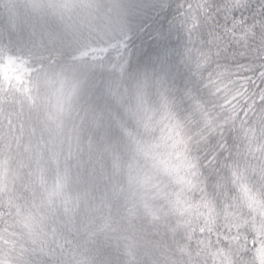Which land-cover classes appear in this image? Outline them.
<instances>
[{
    "label": "trees",
    "instance_id": "trees-1",
    "mask_svg": "<svg viewBox=\"0 0 264 264\" xmlns=\"http://www.w3.org/2000/svg\"><path fill=\"white\" fill-rule=\"evenodd\" d=\"M16 2L0 0V10ZM40 40L0 30V264H174L176 227L157 175L169 162L141 142L135 109L115 87L150 63L142 44L105 39L41 58ZM67 63L83 67L75 107L43 79Z\"/></svg>",
    "mask_w": 264,
    "mask_h": 264
},
{
    "label": "clouds",
    "instance_id": "clouds-1",
    "mask_svg": "<svg viewBox=\"0 0 264 264\" xmlns=\"http://www.w3.org/2000/svg\"><path fill=\"white\" fill-rule=\"evenodd\" d=\"M162 3L166 7L161 8ZM176 3L177 0H120L116 5L113 0H92L91 3L89 0H39L33 6L27 0H17L14 9L5 5L0 10V30L19 41H31L39 36L37 55L41 58L44 52L53 55L58 48L75 51L105 39L127 41L135 48L141 44L142 33L149 25L166 24L169 10H174ZM175 44L177 55L167 65L153 58L137 81L121 79L115 87L120 93L118 102H126L135 109L133 118L141 142L153 145L169 162L168 171L157 170V175L168 190L167 216L176 227L170 244L176 257L174 264H202L186 250L196 247L195 241L189 245L186 232L195 229L199 236V229L206 226L205 217L194 205L202 199L212 205L213 227L217 231L225 230L226 204L232 205L239 214L248 215L232 172L244 171L253 185L260 186L259 175H251L249 167H255L258 172L264 169V154L250 151L244 131L255 129L257 140L264 144V105L257 102L255 110L246 113L248 101L238 95L237 87L209 86L208 70L198 76L181 59L179 44ZM82 70V65L73 63L52 64L43 79L46 83L56 82L58 94L67 97L75 107L84 90V83L75 74ZM37 79H41L39 74ZM229 79L225 77L226 81ZM222 142L227 148L219 147ZM131 150L135 151L134 146ZM136 155L142 156V153ZM190 183L198 184L203 190H193ZM182 200L193 207L183 203L174 206ZM10 264L24 262L13 258Z\"/></svg>",
    "mask_w": 264,
    "mask_h": 264
},
{
    "label": "snow or ice",
    "instance_id": "snow-or-ice-1",
    "mask_svg": "<svg viewBox=\"0 0 264 264\" xmlns=\"http://www.w3.org/2000/svg\"><path fill=\"white\" fill-rule=\"evenodd\" d=\"M174 35L182 39L179 55L184 63L198 76L208 70L209 86L237 87L238 95L248 101L246 113L254 111L257 102L264 105V0H177L166 24L153 23L142 33L139 54L167 65L177 55ZM226 76L231 79L226 81ZM244 135L250 151L264 154L255 129H245ZM219 147L227 148V144L222 142ZM249 173L259 175L260 186L253 185L244 171L232 172L248 215L226 204L224 231L213 227L215 210L208 201L202 199L194 205L201 210L206 226L199 229V236L195 229L186 232L189 245L193 241L196 245L195 250H186L202 264H264V169L258 172L250 166ZM189 187L203 190L196 183Z\"/></svg>",
    "mask_w": 264,
    "mask_h": 264
}]
</instances>
